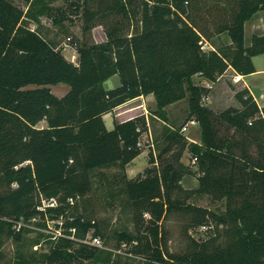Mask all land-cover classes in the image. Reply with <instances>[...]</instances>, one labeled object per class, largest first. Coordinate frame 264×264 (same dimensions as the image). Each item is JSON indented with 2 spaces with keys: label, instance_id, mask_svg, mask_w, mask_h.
Listing matches in <instances>:
<instances>
[{
  "label": "trees",
  "instance_id": "obj_1",
  "mask_svg": "<svg viewBox=\"0 0 264 264\" xmlns=\"http://www.w3.org/2000/svg\"><path fill=\"white\" fill-rule=\"evenodd\" d=\"M24 1L27 10L0 0V222L6 224L8 236L20 241L26 224L49 216L59 222L55 226L62 234L34 264L99 259L103 250L80 239L93 230L95 235L102 232L78 201L92 189V170L129 164L140 153L141 134L149 131L144 115L115 122L112 130L104 115L137 97L153 95L157 108L152 116L169 128L156 162L152 159L156 166L127 181L134 221L143 222L145 214L159 221L164 199L181 190L188 173L181 163L188 142L183 127L168 123L166 108L187 99L188 120L201 128L200 142L191 144V157L197 158L202 183L216 173L217 164H226V179L216 182L226 185L235 209L229 220L211 215L235 227L230 230L235 238L226 246L216 240L193 243L176 257L177 264H264V107L248 90L236 94L241 108L218 114L203 103L227 69L242 75L255 72L253 57L264 54V36H254L245 46V25L264 11V0H67L71 14L55 7L53 0ZM80 13L85 34L101 25L107 39L98 43L86 37L79 42L78 63L30 27L31 20L42 16L61 25ZM225 32L230 47L204 49ZM114 75L121 84L107 89L105 82ZM196 75L210 84L196 83ZM61 83L70 90L58 97L52 86ZM221 126L233 129L234 136L222 134ZM53 198L56 207L39 208ZM204 218L200 222L209 225ZM19 222L23 225L17 230L13 225ZM123 238L133 239L127 234ZM134 252L151 257L152 246L137 238ZM152 255L163 259L159 250Z\"/></svg>",
  "mask_w": 264,
  "mask_h": 264
},
{
  "label": "rangeland",
  "instance_id": "obj_2",
  "mask_svg": "<svg viewBox=\"0 0 264 264\" xmlns=\"http://www.w3.org/2000/svg\"><path fill=\"white\" fill-rule=\"evenodd\" d=\"M10 1L27 10L28 6L24 0ZM68 1L53 0V5L61 7L71 14L73 9L68 6ZM126 24L128 27V23ZM83 26L84 19L81 13L71 16L61 25H54L46 16L40 17L38 21H30L32 29L37 30L46 39L55 42L63 50L64 55L74 63H78L77 44L84 38L88 37L98 43L107 39L103 26L98 25L86 34L83 31ZM263 32L264 11H259L246 22L245 46H250L253 37L262 36L260 34ZM125 34L130 36L128 28L125 29ZM231 44V38L225 32L215 36L212 45L208 43L204 49H224L230 47ZM257 63L264 69V56L260 57ZM256 79L261 82L260 87L264 89V74H260ZM195 82L210 84L198 75L195 76ZM120 84V78L116 76L105 86L116 88ZM62 86L66 85L55 86L54 93L60 92L59 88ZM217 94L216 90H213L204 98L203 103L207 106L213 104L212 108L218 114L230 107H235V105L240 106L236 95L233 96L230 93L226 100L218 92ZM152 98L156 102L154 96ZM136 104L138 103L124 106L116 113L107 115L105 119L111 129L112 118L113 116L115 118L116 114L120 115L119 119L124 121L140 115L146 117L149 131L140 136L142 146H137L140 151L139 155L125 166L116 163L92 170V189L87 196L78 201L80 210L91 216L102 232V235H95V230H93L87 234L91 240L100 237L101 243L97 247L103 250L99 259L90 261L88 264H177L176 257L188 252L193 243L202 244L216 240V243L222 246L228 245L235 238L230 232L235 227L219 223V220L214 219L211 215L215 214L217 218H228L229 220L230 212L235 209V204L229 200L226 185L216 182L219 177L226 179V164H217L216 173L206 178L202 183L201 178L204 175L191 157V144L200 142L201 128L197 121L188 120L189 104L187 99L166 108L168 123L177 129L183 127L182 131L188 142L187 149L181 159L183 169H188V173L183 176L180 182L181 190L170 193L169 197L164 199L165 213L159 221L153 220L149 214L144 215L143 222L136 223L134 221L133 208L127 194V181L144 176L147 169L156 166L157 156L165 145L163 134L169 128V125H166L161 119L152 116V112L157 107H152L149 102H146L144 106L142 103ZM133 108L137 109L132 111ZM44 125L45 122H42L41 126ZM185 127L186 129H184ZM220 130L222 134L228 133V135L234 136L233 129L228 131L225 126H221ZM235 136L237 137V135ZM151 144H154V147ZM170 156L168 155V158ZM2 191L0 185V193ZM203 217L209 221V225L200 222ZM56 222L58 221L51 220L49 216L33 219L25 225L28 230L23 232L20 241L9 237L6 224L0 222V264H34L41 261L42 255L49 251L52 244L53 232L57 229ZM39 223L46 225H39ZM60 223L62 222L60 221ZM123 234H127L133 239L126 240L123 238ZM137 238L147 240L152 246V254L159 250L163 259L159 260L152 254L149 257L134 252Z\"/></svg>",
  "mask_w": 264,
  "mask_h": 264
},
{
  "label": "crops",
  "instance_id": "obj_3",
  "mask_svg": "<svg viewBox=\"0 0 264 264\" xmlns=\"http://www.w3.org/2000/svg\"><path fill=\"white\" fill-rule=\"evenodd\" d=\"M260 35H263L264 36V32L261 33ZM264 56V54H261V55H257V56H254L253 57V63H254V66H255V72L251 73V74H248V75H242V74H239L237 73L235 70H233L232 68H229L227 69V71L217 80V82L213 83V86L211 87V89L213 90H216V94L217 92L220 94V96H224L227 99L228 95L231 93L233 94V96H235L239 91H242V90H248L250 92V94H252V96L254 97V99L256 100V102L259 104L260 107H264V89L260 87V81L256 79L257 76H259L260 74H264V69L263 67H261V65H258L257 63V60ZM118 75H114L113 77H116ZM113 77H111L110 79H108L106 82H105V85L107 82H109ZM119 77V76H118ZM60 85H66V86H62L61 88H59V91L57 94L54 93V90L53 88L55 86L57 87H60ZM106 87V86H105ZM107 89H114V88H108L106 87ZM70 90V87L67 85V84H64V83H61V84H58V85H53L52 86V91L55 95H57L58 97H63L64 95H66V93H68V91ZM210 91V93H212V91ZM218 95V94H217ZM153 95H149V96H140V97H137L133 100H130L118 107H116L112 112L104 115V119L107 115L109 114H112L113 112H117L120 108L124 107V106H127V105H130V104H134L135 102L138 103L136 105H139V104H144L146 102H149L151 103V106L152 107H157L156 105V102H154L153 98H152ZM155 99V97H154ZM223 99V98H221ZM225 100V99H223ZM210 108L214 107V105L212 104L211 106H209ZM235 107H238V108H241V104L240 106L238 105H235ZM137 108H133L131 109L132 111L135 110ZM213 109V108H212ZM156 110V109H155ZM143 113V112H141ZM119 116L118 114L115 115V118L113 116L112 118V128L109 129L108 127V121L105 119V123L107 125V128L109 130H112L113 127H114V123L115 122H125L124 120H121L119 119ZM130 120V119H129Z\"/></svg>",
  "mask_w": 264,
  "mask_h": 264
},
{
  "label": "built area",
  "instance_id": "obj_4",
  "mask_svg": "<svg viewBox=\"0 0 264 264\" xmlns=\"http://www.w3.org/2000/svg\"><path fill=\"white\" fill-rule=\"evenodd\" d=\"M184 129H186V127ZM137 146L138 147L142 146V141L141 140H139ZM151 146L154 147V144H151ZM196 160H197V158L195 157L193 159V161L196 162ZM70 201H71V203H73V200H70ZM57 205H58L57 200L53 198V199H50V200H44L42 206H40L39 208L42 209V210H45L47 207H56ZM22 225H23V223L19 222V223L13 225V227L16 228L17 230H20ZM72 231H75V229H72ZM61 234H62L61 233V229H56L53 232V237L52 238L56 239L57 237L61 236ZM80 241L85 243V244H89V245H93V246H99L100 243H101L100 237H96V238H93L91 240V239L88 238V235L86 236V238L80 239Z\"/></svg>",
  "mask_w": 264,
  "mask_h": 264
}]
</instances>
